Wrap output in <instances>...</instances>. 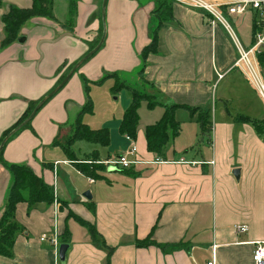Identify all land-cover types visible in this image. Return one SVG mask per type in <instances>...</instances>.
Returning a JSON list of instances; mask_svg holds the SVG:
<instances>
[{
  "label": "crops",
  "instance_id": "obj_1",
  "mask_svg": "<svg viewBox=\"0 0 264 264\" xmlns=\"http://www.w3.org/2000/svg\"><path fill=\"white\" fill-rule=\"evenodd\" d=\"M59 1L60 13L53 0L52 19L31 18L18 40L2 47L3 16L10 7H31L33 0H0V137L33 113L38 100L45 101L2 149L0 217L11 185L3 162L29 165L54 196L51 204L17 205L19 230L11 254L0 255V264H61L57 250L40 241L42 234H56L58 246L68 245L62 264H208L213 254L215 264H254L253 242L264 241V111L255 109V96L264 102L243 74L230 70L237 52L226 30L209 23L200 10L171 3L173 19L159 29L157 51L142 60L141 51L151 41L153 2L106 0L105 26L103 0H75L70 20L69 0ZM101 25L103 43L80 65ZM113 73L139 90L133 75L141 74L155 87L154 93L145 90L158 102L153 116H162L164 105L172 104L208 110L210 132L202 133L195 117L177 108L179 132L159 154L147 150L145 128L139 129L138 121L136 135H124L118 144L103 127L109 131L108 144L93 142L90 155L72 161L53 141L90 103L89 86L109 82L112 88L113 77L101 79ZM218 73L225 75L219 79ZM29 102H34L30 110ZM240 115L256 119L262 132L237 121ZM132 142L139 163L109 170L105 162ZM156 158L164 162L154 163ZM77 163L105 167L90 169L91 176ZM52 167L54 172L57 167L56 180ZM87 191L90 199L83 196ZM60 201L67 205L59 208ZM68 210L74 214L67 216ZM237 225H246L247 231L237 233ZM90 228L99 242L90 239ZM146 238L153 244L135 245Z\"/></svg>",
  "mask_w": 264,
  "mask_h": 264
},
{
  "label": "trees",
  "instance_id": "obj_2",
  "mask_svg": "<svg viewBox=\"0 0 264 264\" xmlns=\"http://www.w3.org/2000/svg\"><path fill=\"white\" fill-rule=\"evenodd\" d=\"M52 3V0H33L32 6L29 8L10 7L8 13H6L2 18L4 24V39L1 43V46L5 47L16 42L19 38L20 29L22 28L24 23L30 20L31 18L47 17L52 19ZM170 4L171 2L160 3L158 7H156L155 10L152 11V15L155 17V19L158 17V15L159 19H156L155 27L152 30L150 43L145 46L141 51L142 60L145 59V57L149 53H155L157 51L158 31L163 26V23L165 21L173 19L171 15ZM68 7V20H70L75 14V0H69ZM103 29V25H101L96 42L88 48L86 54H88L92 49H94L95 46L99 43L103 34ZM93 54L94 53H92L88 57H91ZM82 58L77 61L80 62V65L87 59L86 58L82 60ZM77 62H75L74 64H76ZM63 77L61 79H63ZM109 77H113L115 79L114 85L112 87L114 92H118L122 88H128L130 91V105L125 110L121 118L119 131L129 137H134L137 132L139 119L137 109L140 102L144 100L149 104L150 107H153L154 105L158 104V102L154 100L153 95H150L147 92L139 90L137 88L131 87L126 84V82L120 81L118 79L117 73L109 74V76L106 75L101 79V81ZM88 83L89 82L86 83L85 87L86 93L88 91ZM35 105L36 104H34L32 108H34ZM177 108H184L189 112L190 116L195 117L196 123L202 133L210 132L211 120L208 110H203L200 107H190L179 104H172L168 106L164 105V111L160 120L152 125L146 126L144 129L147 150L149 152L159 154L168 139L178 134L180 125L174 117V112ZM90 110L91 104L87 102L77 114V117L72 124V129L70 130V133L65 135L63 138H60V133L58 132V135L53 141V145L59 146L64 151V153L68 157H70L72 161H78V159L75 158L74 152L72 150V145L75 141L86 140L100 143L101 145H107L109 142L108 129H91L87 124L82 122V115L86 112H89ZM198 112H200V115L194 116L195 113ZM29 114L30 112L24 114V116H22L13 127L6 130L0 137V143L11 131L16 129L17 126L24 122L28 118ZM235 119L239 122L249 123L257 130L258 133L262 132L259 126V122L256 119H252L248 116L243 115L236 116ZM27 124L28 122L25 123V125ZM18 131V129L15 130L10 135V137H7V139L3 143V146L0 150V160L2 158V149L4 147V144ZM3 164L10 174L11 185L8 189L5 198L4 210L0 217V255L9 256L11 254L15 235L19 230L18 224L15 221V212L17 205L23 203L27 204L28 208H32L37 203L41 202L51 204L53 202L54 196L52 188L47 185L42 179V177L37 175L26 163L3 162ZM75 166L80 172L86 175L94 176L90 173V171L85 168L89 167L92 169L94 168L93 166L82 163H77ZM66 205V202H59V208H63ZM73 214L74 213L71 210H68L67 216H72ZM74 216L78 218V216ZM63 234L65 239V230ZM90 239L94 242H99L98 233L94 231L93 228H90ZM150 244H153V241H151L149 238H146L144 240H137L135 242V245L137 247H146Z\"/></svg>",
  "mask_w": 264,
  "mask_h": 264
},
{
  "label": "rangeland",
  "instance_id": "obj_3",
  "mask_svg": "<svg viewBox=\"0 0 264 264\" xmlns=\"http://www.w3.org/2000/svg\"><path fill=\"white\" fill-rule=\"evenodd\" d=\"M148 1L154 3V8L158 7V5L160 3H169L170 2V0H148ZM52 2H53V0H52ZM99 2H98V4H99ZM62 3L63 2L57 0V11H58V13H60L62 11V8H63ZM150 16H151V28H150V37H151L152 36L151 30L155 27V22H156V19H159V15L156 19L152 15V13ZM224 17L227 20V22L229 23L230 27L232 28V30L235 34V35L234 34L231 35V33H229L226 30V32L228 33V35L232 39V42H233V40L235 42V39L236 40L238 39L239 42L241 43V45L243 47H246L245 49H249V48L253 47L255 44V32H254L255 26L253 25V20L255 18V15L252 14L251 12H246L240 16L234 15L232 17H229L228 15L224 14ZM101 20L103 23V18H101ZM104 24H105V21H104ZM105 26H106V24H105ZM99 32L100 31H98V34H99ZM234 42H233V44H234ZM238 55L239 54L237 52L236 58H235L234 62L232 63V65L230 66V70L231 69L238 70L237 68L234 67V63L238 59ZM84 56H83V58H84ZM255 59H256V62L259 61L260 65L263 64L261 56H259V54H256ZM240 72H241V70H240ZM225 73L222 75V77H224ZM219 74H221V73H218L217 77ZM105 75H107V74H105ZM133 79L136 83V86H138V85H139L138 87L141 86L142 91L146 90V91H149L150 93L156 92L155 87L152 86L147 81H145L141 74L140 75L139 74L133 75ZM133 79H131V80H133ZM256 92L261 97V95L259 94V92L257 90H256ZM88 96H89V101L91 104V110L89 112H86L85 116L81 117L82 122L87 123V125L92 129H98V128H103V127L108 128L110 130L111 140L115 141V143L118 144L120 142V137H124V135H125L119 131V128H118L119 123L118 122L121 120V117L123 116L125 110L129 106V103H128L127 106L125 107L127 100L130 99L129 92L127 90H124L123 88L120 89L118 92H114L113 89L111 88V86L109 85V82H104V83H100V84H96V83L91 84L89 86ZM256 98L257 97L255 96L254 99L258 101V99H256ZM261 99H262V97H261ZM257 101H254L256 104L255 109H259L261 111L262 110L264 111L263 103L262 102L260 103V101H258V103H257ZM37 102L38 103H35L36 105L34 108L39 107V109H40L45 104V102L42 99L38 100ZM263 102H264V100H263ZM33 103L34 102L28 103L29 104L28 108H27L28 110H30ZM152 108L153 107H150L146 101L142 100L140 102L138 109H137V112L139 115L138 116L139 117V119H138L139 129H143V128H145V126L147 124H154L160 120L161 116H153ZM199 115H200V112L195 113L194 116H199ZM259 126H260V128L262 127L261 123H259ZM21 128L22 127H20V129ZM20 129H18V130H20ZM70 129H72V128L70 127ZM70 129L68 128L67 130L62 131L60 134V138H63L65 135L70 133L69 132ZM94 144L95 143H93L91 141H86V140L76 141V143L73 144L74 156L85 157L87 155H90L93 152V145ZM110 144L111 143H109V145ZM89 165L94 167V168H92V170L95 168L98 170H101L102 168L105 167V164H99V165L89 164ZM82 167H83V165H82ZM52 168H53V173H54V175H53L54 180H56L55 172L57 173V167H55V172H54V167H52ZM61 168H62V166H61ZM85 168L88 171L91 169L89 167H85ZM118 170H121V169L118 168Z\"/></svg>",
  "mask_w": 264,
  "mask_h": 264
},
{
  "label": "built area",
  "instance_id": "obj_4",
  "mask_svg": "<svg viewBox=\"0 0 264 264\" xmlns=\"http://www.w3.org/2000/svg\"><path fill=\"white\" fill-rule=\"evenodd\" d=\"M171 3H177L184 7L197 9L205 13L209 17L211 24H220L231 35L234 34L232 28L224 17V14L232 17L234 15H242L246 12H251L255 15L253 25L255 26V44L249 49H245L239 40L235 39L234 45L236 52H238V59L234 63L241 74L245 76L255 89L259 92L264 100V0H170ZM235 35V34H234ZM259 54L263 64L260 65L259 61L256 62L255 56ZM223 74H219L218 78L221 79ZM128 138H130L128 136ZM136 147L132 142L126 152L115 156L114 158L105 162L107 166L128 169L132 165L139 163L134 158ZM133 156V158H130ZM164 162L160 158H156L154 163ZM237 233L247 231L246 225H237L235 227ZM40 241L50 243L58 252L57 236L54 234L48 237L45 234L40 236ZM215 250V248H214ZM252 259L254 264H264V241L253 242ZM208 264H215L214 254L212 260Z\"/></svg>",
  "mask_w": 264,
  "mask_h": 264
},
{
  "label": "water",
  "instance_id": "obj_5",
  "mask_svg": "<svg viewBox=\"0 0 264 264\" xmlns=\"http://www.w3.org/2000/svg\"><path fill=\"white\" fill-rule=\"evenodd\" d=\"M102 18H103V24H104V8H105V4H106V0H103L102 1ZM103 40H104V32H103V35H102V37H101V39H100V41H99V43L95 46V48L94 49H92L88 54H86L85 56H84V58H82V60H84V59H86L88 56H90L92 53H94L96 50H98V48L101 46V44L103 43ZM81 60V61H82ZM73 71V70H72ZM68 78V76L65 78V80ZM64 80V81H65ZM64 81H63V83H64ZM37 108L38 107H36L34 110H33V113L30 115V116H28V118L24 121V122H22L19 126H17V128L16 129H14L13 131H11L6 137H5V139L1 142V144H0V150H1V148H2V146H3V143L5 142V140L7 139V137H9L15 130H17V129H19L20 127H22L31 117H32V115L35 113V111L37 110ZM115 168H113V167H111V168H109V170H114ZM233 173L235 174V176H236V178H238V175H239V170L238 169H234L233 170ZM83 196L85 197V198H87V199H90L91 198V195H90V193L87 191V192H85L84 194H83ZM67 248H68V245L67 244H60L59 246H58V259H59V261H60V263L62 264V263H64V261H65V253H66V250H67Z\"/></svg>",
  "mask_w": 264,
  "mask_h": 264
}]
</instances>
